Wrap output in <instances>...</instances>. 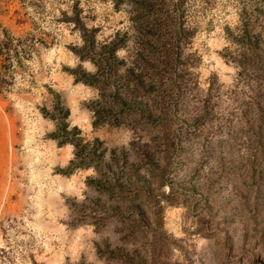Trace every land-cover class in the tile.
Returning a JSON list of instances; mask_svg holds the SVG:
<instances>
[{"label": "rangeland", "instance_id": "374dc122", "mask_svg": "<svg viewBox=\"0 0 264 264\" xmlns=\"http://www.w3.org/2000/svg\"><path fill=\"white\" fill-rule=\"evenodd\" d=\"M136 1L0 0V264H264V0ZM72 17L121 43L101 87ZM115 89L141 109L94 127Z\"/></svg>", "mask_w": 264, "mask_h": 264}, {"label": "trees", "instance_id": "16d2710c", "mask_svg": "<svg viewBox=\"0 0 264 264\" xmlns=\"http://www.w3.org/2000/svg\"><path fill=\"white\" fill-rule=\"evenodd\" d=\"M124 1H126V3L128 4L133 3L132 0ZM135 3L136 5L144 6L143 0L136 1ZM69 19L70 21H73L74 25L78 28L81 38L83 40L82 46L77 49L73 48L74 52L78 55L80 59H89L93 61L96 65H98V72L91 73L81 70V72H79L80 74L75 76V81H80L88 85H98V87H101L100 78L98 74H101V72L104 73L106 70V66H112L110 60L115 59L114 57L116 49L120 47L121 43H119L118 40L115 38L111 39L109 42L103 44L100 49L99 54L101 55L102 53H104L106 55H103L104 57H101L100 55L97 57L98 54H93L95 41L94 34L92 32L93 30L88 31L85 27H83L82 23L77 17H72ZM77 68L80 69L79 66ZM141 86V81L139 79L136 80L134 83V88L141 89ZM135 89L131 90L130 92H134ZM101 95H103V93ZM108 96L109 97H107V100H110V102L113 103L115 109L111 107H106L102 104L101 101L99 102L98 100H96L94 103L97 106L91 107L94 116L92 120V125L94 127L103 125L105 123L117 125L123 121V115H130L132 111L141 109V103L137 101L136 98H130L123 95L121 96L119 95L117 89L113 90L111 94H108ZM59 109L63 111V114L61 118L57 120V129L56 132L53 134V137L58 138V144L69 143L73 146L74 157L70 160L68 171H71L74 167L93 165L96 170L104 172L105 169L102 168L103 161L100 158L102 156L101 154L105 150V148L100 150L103 141L99 140L98 138H95L93 140H86L83 136H81V130L76 126L67 129L69 128V123L66 122L64 119L68 115V110L64 109L63 107H60ZM115 150L116 149L114 148L109 150L110 159L108 162H106V167L108 168L112 166V164L115 165L116 156H118V154L115 153ZM124 162H126V160H124ZM115 174L117 175V177H122L124 172H122L120 169H117ZM98 182H100L99 179L95 181V184H97ZM112 184L113 183L109 182V184L106 185V189H113ZM103 185H105V183ZM113 185L119 187V192L120 194H122V197H127V195H129V193H124L120 190L123 188L116 184V180L114 181ZM97 186L99 185L97 184ZM137 196L138 193L135 192L133 194V197L136 198ZM118 254L120 255V257H124V254H121V252H118Z\"/></svg>", "mask_w": 264, "mask_h": 264}, {"label": "crops", "instance_id": "0c3cea01", "mask_svg": "<svg viewBox=\"0 0 264 264\" xmlns=\"http://www.w3.org/2000/svg\"><path fill=\"white\" fill-rule=\"evenodd\" d=\"M0 125L2 124L0 123ZM5 140H6V136H5L4 127L0 126V145L1 143L5 142Z\"/></svg>", "mask_w": 264, "mask_h": 264}]
</instances>
